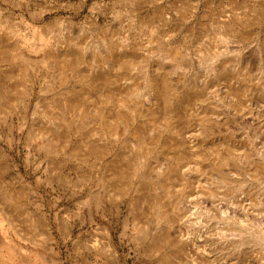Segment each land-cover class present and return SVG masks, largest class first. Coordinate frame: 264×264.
I'll use <instances>...</instances> for the list:
<instances>
[{"label":"rangeland","instance_id":"374dc122","mask_svg":"<svg viewBox=\"0 0 264 264\" xmlns=\"http://www.w3.org/2000/svg\"><path fill=\"white\" fill-rule=\"evenodd\" d=\"M235 17L249 41L224 27ZM0 41V264H264V0H0ZM68 43L82 75L56 60ZM134 51L125 77L115 63ZM156 70L210 94L185 104L184 147L169 128L142 141L155 135L143 107L139 148L133 127L93 112L118 97L134 109L127 86L144 93ZM76 91L84 116L62 105ZM134 146L116 198L112 160ZM178 152L171 181L159 169Z\"/></svg>","mask_w":264,"mask_h":264},{"label":"bare ground","instance_id":"6f19581e","mask_svg":"<svg viewBox=\"0 0 264 264\" xmlns=\"http://www.w3.org/2000/svg\"><path fill=\"white\" fill-rule=\"evenodd\" d=\"M238 19V18H237ZM229 21V20H227ZM74 24V23H73ZM72 24V25H73ZM71 25V24H69ZM224 27H227L229 30H236V32H240L242 34L241 39H243L244 41H249L250 37H251V33L250 32H244L239 28V19L233 20L225 23L224 21ZM223 27V28H224ZM227 29V30H228ZM3 36V35H2ZM6 39V38H5ZM47 40V38H45ZM42 40V38H41ZM242 40V41H243ZM49 41V40H48ZM1 42V41H0ZM43 42V41H42ZM77 42V41H76ZM54 45V44H53ZM116 45V44H115ZM9 46V45H8ZM54 47V46H53ZM111 47V46H110ZM120 47V45H119ZM46 48V47H45ZM131 49V48H130ZM85 50V49H83ZM88 50V49H87ZM112 50V49H111ZM58 51V50H57ZM130 51V50H129ZM137 51V50H135ZM126 52L124 53L122 56L118 57V61L117 65H120L121 68H123L124 70H126L125 72V77H127L128 72L127 69L131 68V66L137 62V58H138V53L137 52ZM112 52V51H111ZM45 54V53H44ZM47 54V53H46ZM111 54V53H110ZM170 55H176L177 52L176 50H173L168 53ZM54 55V54H53ZM52 55V56H53ZM56 60L58 61H63V69H67L68 71H72L76 76L78 75H82V67L84 66H80L83 62H87L86 60V56L85 53L83 51H81L75 44H69L68 46H64L60 48V51L56 54ZM110 56V55H109ZM108 56V57H109ZM140 56V55H139ZM88 58V57H87ZM54 59V58H53ZM105 59V58H104ZM113 59V58H112ZM106 60V59H105ZM104 60V61H105ZM111 58H109V62ZM52 62V61H51ZM56 62V61H55ZM94 62V61H93ZM103 62V61H102ZM60 63V62H59ZM93 64V63H92ZM102 64V63H101ZM114 64V65H115ZM62 65V64H61ZM107 65V64H106ZM59 66V65H58ZM88 66V65H87ZM105 66V65H104ZM108 66V65H107ZM62 69V68H61ZM66 69L64 71H66ZM89 69V68H88ZM156 69V68H155ZM231 70V69H230ZM11 71V70H10ZM1 72V71H0ZM60 72V71H59ZM120 72V71H119ZM4 73V72H3ZM61 73V72H60ZM2 74V73H1ZM66 74H70L68 72H66ZM72 74V73H71ZM221 74V73H220ZM219 74V75H220ZM226 75V74H225ZM64 76V75H61ZM118 79H120V76L118 75ZM223 76V74H222ZM221 76V77H222ZM65 77V76H64ZM5 78V76H4ZM3 78V80L5 81V79ZM124 78V77H123ZM129 78V77H128ZM140 78V77H139ZM61 81L65 84L67 82V80L65 78H60ZM1 80V81H3ZM53 80V79H52ZM77 80V79H76ZM117 81V80H116ZM6 82V81H5ZM9 83V82H8ZM113 83V82H112ZM147 83H148V89L146 91H144V93L140 94V91L138 90V84L137 82H135V84L133 83V85H128L127 86V90L129 92V94H127L125 97H130V99L133 101V104L131 103V105H134L133 107H135L134 109H124L123 108V104L127 105L126 101L123 102V99L121 100V98H117L116 100H109V106H104L105 104L102 103L99 105L96 104V107L93 109V112L95 114H97L99 117H103L106 114V119L109 121V123L113 126L116 124H120L122 123V126L124 127V129L128 128V127H133L134 131L138 137V143L137 146L138 148L140 147V134H142V125L140 124V107L145 108L144 110H146L151 116V120H153V122H151V126L154 130V136L150 137V138H146L144 137V135L142 134V141L145 138V141H147L146 139H149V144L152 145L153 147H155L156 144H158L161 141V137L163 136V131L167 128H169L170 130L178 133V131L180 132L181 138L182 140H177L175 142L176 145H178L179 147H184L186 146V137H188L187 135H185L186 133V129L189 126V122H190V115L192 113H190L188 111V109L186 108V103H190V101L192 102V100L194 99H203L206 98L208 96H210L209 92L206 91L205 86L200 87V89H196L195 85L192 84V82H184V81H175V82H170L168 79V76H166L165 73H163L160 70H156L155 73L153 75H150L149 77H147ZM114 84V83H113ZM10 85V84H9ZM110 85V84H109ZM116 86V85H115ZM113 88V86H112ZM116 88V87H115ZM146 89V88H145ZM76 90V89H75ZM123 91V90H122ZM232 93H234V95H236V97L239 96V91L240 90H235L234 87L232 88ZM118 92V91H117ZM84 93V92H83ZM82 92H73L71 93L69 96H67V98L64 100V104L62 105H67L71 108L72 111L77 112L80 115L81 112H83V110H85L84 112H87V110L89 111V107L86 109L85 106H87L88 104L85 101V95ZM110 95V94H109ZM119 95V94H118ZM227 95V94H226ZM140 96H143L142 99V103H140ZM45 97V96H44ZM111 97V96H110ZM229 97V96H228ZM239 99V98H238ZM127 100V99H126ZM60 101V100H59ZM128 101V100H127ZM105 102V101H104ZM196 102V101H195ZM90 103V102H89ZM107 104V103H106ZM188 105V104H187ZM92 106V105H91ZM237 106V105H236ZM235 107V106H234ZM62 108V107H61ZM191 108V107H190ZM189 108V109H190ZM69 110V109H68ZM71 113V112H70ZM75 115V114H74ZM89 115V114H88ZM211 115V116H210ZM209 116L213 119H218L217 116L212 113ZM218 115V114H217ZM79 116V115H78ZM94 116V115H93ZM159 116L161 118V122L159 120ZM70 117V116H69ZM77 117V116H76ZM37 118V117H36ZM38 119V118H37ZM51 119V118H50ZM192 119V118H191ZM209 119V118H208ZM79 120V119H78ZM59 123V122H58ZM150 123V122H149ZM52 124V123H50ZM49 124V125H50ZM60 124V123H59ZM59 124L57 126H59ZM42 125V124H41ZM40 125V126H41ZM65 125H62V127H64ZM76 126V125H75ZM145 126V125H144ZM42 127V126H41ZM51 127V126H50ZM213 127V126H212ZM40 128V127H39ZM43 128V127H42ZM61 128V126H60ZM114 128V127H113ZM192 128V126H191ZM37 129V128H36ZM53 129V128H52ZM62 129V128H61ZM68 130V128H66ZM74 129V128H73ZM112 129V128H111ZM123 129V128H122ZM190 129V128H189ZM42 130V129H41ZM51 130V129H48ZM56 130H59L56 129ZM52 131V130H51ZM61 131V130H59ZM70 131V130H69ZM144 131V130H143ZM185 131V132H183ZM190 131V130H189ZM54 131H52L53 133ZM119 132V131H118ZM122 132V131H121ZM56 134V131L54 132ZM73 133V131H72ZM144 133V132H143ZM146 133V132H145ZM42 134V133H41ZM60 134V133H59ZM62 134V131H61ZM112 134V133H111ZM114 134V132H113ZM51 135V134H50ZM65 135V134H64ZM74 135V134H73ZM115 135V134H114ZM171 135V134H170ZM178 135V134H177ZM58 136V133L55 135ZM71 136V135H70ZM112 136V135H111ZM120 136V135H119ZM149 136V135H148ZM59 137V136H58ZM62 138V135L60 136ZM65 137V136H64ZM64 137L62 139H64ZM173 137V136H172ZM176 137V136H175ZM54 138V137H52ZM57 138V137H55ZM66 138V137H65ZM69 138V137H68ZM78 139V137H77ZM163 139V138H162ZM71 140V139H70ZM80 140V139H79ZM112 141V139H110ZM55 141V140H54ZM66 141V140H65ZM188 141V139H187ZM56 142V141H55ZM103 143V142H102ZM200 143V142H199ZM62 144V141H61ZM193 144V143H192ZM212 144V143H211ZM210 144V145H211ZM235 144V143H234ZM56 145V144H55ZM115 145V143L113 142V146ZM194 145V144H193ZM102 146V145H101ZM107 146V145H106ZM117 146V145H116ZM126 146V145H125ZM137 146L134 147H129L131 148L130 150L127 151H121L120 155L123 156V160L121 163H116L115 160H112V171L114 174V178L116 179V181L120 184H118L120 188V190L117 192L116 191V198H121L123 197L128 190L130 189V186L133 185L132 184V176L134 175L132 173L133 168H131V163H129V156L130 154H133L135 152V149H137ZM97 147V146H96ZM109 147V146H108ZM105 148V147H104ZM52 149V148H51ZM114 149V148H113ZM143 149V148H142ZM126 150V149H125ZM139 151L141 149H138ZM147 150V149H146ZM182 153H185V151L182 149H180ZM100 151V148L99 150ZM145 151V150H144ZM177 151V150H176ZM191 151V150H190ZM97 152V151H96ZM105 152V151H104ZM111 152V151H110ZM119 152V151H118ZM148 152V151H147ZM220 152V151H219ZM87 153V152H85ZM101 153V152H100ZM182 153H175V158L176 161L173 163L172 167H166L163 168V166L159 169L160 171L164 172L163 174H166L167 179H170L171 181L173 180H177L178 179V175H179V170H180V166L182 165V162L184 161L185 156L182 155ZM104 154V153H103ZM138 154V153H137ZM186 155H189L187 153H185ZM114 156V155H113ZM131 156V155H130ZM72 157V156H71ZM118 157V156H117ZM115 158V157H114ZM132 158V157H131ZM137 158H140V156H138ZM173 158V156H172ZM208 158V157H207ZM72 159V158H71ZM119 159V158H118ZM134 161V160H133ZM172 161V160H171ZM163 162V161H162ZM135 164V162H134ZM158 165V164H157ZM164 165V164H163ZM140 168V167H139ZM97 170V169H96ZM138 176V175H137ZM165 176V175H164ZM135 177V176H134ZM111 179V180H114ZM181 178V177H180ZM179 178V179H180ZM135 180V179H134ZM134 182V181H133ZM116 183V182H115ZM182 183V182H181ZM112 185V184H111ZM117 185V187H118ZM180 185V184H179ZM114 186V185H113ZM144 187V186H141ZM114 188V187H113ZM118 188V189H119ZM110 189V188H109ZM98 195V194H97ZM101 195V194H100ZM103 195V193H102ZM101 195V196H102ZM152 195V194H151ZM184 195V194H183ZM175 196V195H174ZM139 197V196H138ZM147 197V196H145ZM157 197V196H156ZM122 200V199H121ZM174 200V199H173ZM138 201V200H137ZM213 201V200H212ZM144 202V201H143ZM173 202V201H172ZM140 200L138 202V205L140 204ZM146 204V203H145ZM213 204V203H212ZM243 204V203H242ZM232 205V204H231ZM147 206V205H146ZM145 206V207H146ZM243 206V205H242ZM4 207V206H3ZM139 207V206H138ZM218 207V206H217ZM136 208V207H135ZM144 208V207H143ZM170 208V207H169ZM8 209V208H7ZM228 209V208H227ZM9 210V209H8ZM137 210V209H136ZM220 210V209H219ZM9 211H12L11 209ZM148 211V210H147ZM228 211V210H227ZM242 211V210H241ZM240 211V212H241ZM164 212V211H163ZM226 212V211H225ZM227 213V212H226ZM2 214V213H1ZM229 214V213H228ZM235 214V213H234ZM233 214V215H234ZM230 215V214H229ZM5 216H7L5 214ZM232 216V214H231ZM234 217V216H233ZM189 218V217H188ZM177 220V219H175ZM197 220V219H196ZM195 222V221H194ZM196 223H198L196 221ZM181 226V225H180ZM211 227V226H210ZM209 227V228H210ZM205 229V228H204ZM214 229V228H213ZM190 230V229H189ZM206 230V229H205ZM257 230V229H256ZM245 231V230H244ZM243 231V232H244ZM261 231V230H260ZM198 232V231H197ZM210 233V232H209ZM218 233V232H217ZM234 233V230H233ZM216 234V233H215ZM224 234V233H223ZM212 235V234H211ZM230 235V234H229ZM217 236H219L217 234ZM244 236V235H243ZM205 237V236H204ZM220 237V236H219ZM228 237V236H226ZM222 238V237H221ZM238 239V238H237ZM210 240V239H209ZM220 240V239H219ZM175 242V241H174ZM200 242V241H199ZM216 243V242H215ZM161 244V243H160ZM184 245V244H183ZM230 245V244H229ZM189 248V247H188ZM192 248V247H191ZM190 248V249H191ZM186 249V247H185ZM184 249V250H185ZM196 249V248H195ZM198 249V248H197ZM189 251V249H187ZM187 252V251H186ZM192 252V250H191ZM221 252V251H220ZM195 253V252H194ZM189 254V253H188ZM234 254V253H233ZM181 257V256H180ZM198 257V255H197ZM202 257V256H201ZM195 258V257H194ZM176 259V258H175ZM171 260V259H170ZM207 260V259H206ZM174 261V260H173ZM178 261V260H177ZM208 263V262H207ZM232 263V262H231ZM209 264V263H208Z\"/></svg>","mask_w":264,"mask_h":264}]
</instances>
